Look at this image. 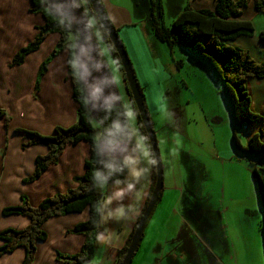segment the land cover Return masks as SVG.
Segmentation results:
<instances>
[{"label":"crops","instance_id":"1","mask_svg":"<svg viewBox=\"0 0 264 264\" xmlns=\"http://www.w3.org/2000/svg\"><path fill=\"white\" fill-rule=\"evenodd\" d=\"M78 1L87 11L89 1ZM101 2L126 49L149 116L166 115L160 131L156 132L163 166L162 196L146 225L132 264H264L261 231L263 210L253 173L254 169H264V160L248 152H240L234 142L235 134L241 146L246 147L250 137L259 133L260 129L253 125L255 128H251L246 140H242L237 133L241 128L234 125L232 111L224 94V103L227 102L231 111L234 133L230 143L225 138H219L224 134H218L215 127L225 123L221 122V116L209 113L195 93L190 98L189 94H181L173 99L169 89L173 79L186 72V60L191 62V66L198 67L209 83L218 88V80L222 82L212 67L179 47L169 49L168 54L165 51L168 45L159 39L158 42L164 45L154 48L159 49L162 55L157 54L155 61L149 53L148 57L144 56L142 32L133 26L130 9L124 5V0ZM72 3L73 0H56L54 6L65 14L63 19L68 20L74 28L80 14L84 15L79 7L80 14L72 15ZM187 3L195 9H213L215 6L214 0H187ZM30 9V0H0V110L6 114L0 119V213L8 223L7 229L13 227L17 230L27 228L30 220L18 215L5 217L2 211L21 204V196H35L33 202L32 198L28 199L36 207L49 197L77 187L74 179L83 175L84 162L90 155V146L86 142L69 145L59 162L50 165L38 180L23 183L34 173L36 158L46 155L48 149L43 145L23 149L26 139L17 130L52 136L56 127L69 128L78 122V104L73 99L68 74V51L62 52L50 63L41 78L39 89H36L41 65L57 47L60 35H49L39 50L28 55L22 65L11 66L15 55L34 39L38 34L37 28L45 24L43 16L32 14ZM256 13L254 3H251L241 20L250 21ZM89 22L92 36L99 41L105 61H96V56L90 59L91 53H84L83 79L88 99L91 93V98L97 104L100 100L104 101L101 109L119 103L126 110L132 108L134 117L131 124L138 128V137L134 133L136 149H132L137 154L136 166L128 162L126 181L107 184V191L101 192L104 195L103 234L96 245L92 264H115L128 247L150 199L154 163L127 89L124 72L110 51L98 21L89 16ZM70 41L73 43L71 37ZM231 44L249 49L256 60L264 61V42L258 36L240 37ZM176 52H179V56ZM250 83L253 107L264 115V79H252ZM194 104L200 107L202 122L195 112H187ZM180 115L183 118L187 115L186 120L179 122ZM185 122H194V125L188 127L183 124ZM93 125L97 129L94 120ZM9 138L12 142L17 141L12 143L14 152H9ZM103 149L104 146L102 153ZM26 163L28 167H24ZM133 168L135 171L131 175ZM12 173L24 185V191L18 194L15 201L7 203L11 191L7 181ZM87 219L88 213L85 211L48 220L43 226L48 238L44 242H37L34 264H58L57 253H79L85 236L70 231ZM3 230L4 227L0 228V232ZM2 245L0 240V247ZM25 256V249L18 248L13 253L1 256L0 264H22Z\"/></svg>","mask_w":264,"mask_h":264},{"label":"trees","instance_id":"2","mask_svg":"<svg viewBox=\"0 0 264 264\" xmlns=\"http://www.w3.org/2000/svg\"><path fill=\"white\" fill-rule=\"evenodd\" d=\"M99 1L101 2V0ZM214 1L215 6L213 9H195L187 4L175 18L170 28H167L163 22L158 21L155 15V3L152 2L153 30L156 37L167 44L171 50L174 47L188 49L197 58L212 67L224 84V94L231 108L233 122L236 127L246 128L249 125L262 124L259 133L250 137L246 147L241 146L235 134L234 142L240 152H248L264 160V115L254 110L250 83L252 79H264V61L256 60L249 50L231 44L240 37H255L253 23L241 20V18L251 3H254L257 13H264V0ZM30 3V12L42 15L45 24L37 28L38 34L34 39L15 55L11 66L22 65L28 55L39 50L49 35H60L57 47L41 65L36 89H39L41 78L46 74L50 63L62 52L68 51V74L72 83L73 99L78 104V122L69 128L56 127L52 136H44L38 132L28 130H17L26 139V142L22 145L23 149L37 145H43L48 149L46 155L36 158L34 173L30 178L23 180V183H33L38 180L50 165H56L59 162L65 148L69 145L76 146L81 142H86L90 146V155L84 162L83 175L74 179L77 187L49 197L36 207L30 204L28 197L21 196V204L5 208L2 211V215L5 217L12 215L24 216L30 220V225L23 230L8 228L0 232V240L3 242L0 247V257L4 254L13 253L18 248H23L26 251V256L22 264H34L37 254V242H44L48 238L46 231L43 229L44 224L52 218L82 214L87 211V221L79 223L70 231L72 234L85 236L81 251L73 255L57 253L56 262L58 264H91L95 258L96 245L103 234L101 222L104 195L98 193L96 187L100 184L124 183L129 171V165L125 160L105 157L102 153V147H116L126 144L135 150L134 132L129 125V116L122 103L102 109L96 118L98 127L97 129L94 127L87 102V88L84 79L77 73L75 66L76 48L74 43L70 41V35L74 33L72 24L68 20L60 22L48 8L45 0H30ZM77 5L85 17L87 31L92 35L89 15L78 0ZM101 5L104 8L102 2ZM158 10L159 18L162 19L163 7L161 0H159ZM95 19L98 21L96 17ZM102 31L110 51L116 58L115 49L108 40L105 31L103 29ZM258 38L264 42V31L260 33ZM75 40H79L76 32ZM118 62L120 64V61ZM140 91L145 108L148 111L141 88ZM5 115V112L0 110V119ZM136 115L154 163L152 194L156 184L155 161L138 112H136ZM253 173L263 210L261 231L264 243V169H260V171L254 169ZM161 196L162 192L159 201ZM146 207L147 205L141 216ZM128 247L122 251L121 258L115 264H121Z\"/></svg>","mask_w":264,"mask_h":264},{"label":"rangeland","instance_id":"3","mask_svg":"<svg viewBox=\"0 0 264 264\" xmlns=\"http://www.w3.org/2000/svg\"><path fill=\"white\" fill-rule=\"evenodd\" d=\"M46 1V0H45ZM56 0H47L48 8L54 13L55 11L57 12L54 14L58 18L60 22H62L63 17L65 14L57 11L55 9L54 3ZM77 0H73V7L74 9L71 11L72 15H77L80 14V10L77 6L76 3ZM152 2L155 3V15L157 16V19L159 22H163L164 25L167 28H170L172 23L175 21V18L178 16V14L183 10V8L188 4L187 0H161V4L163 7V18H159V0H124V5L130 9L131 12V19L133 20V26L138 27L141 32H142V37H143V44H144V50H143V55L148 57V53L151 56V59L154 61L157 59V54L158 56H161L162 53L159 49L154 48L155 46L161 45L163 46L164 44H160L158 41V38L156 37L154 30H153V19H152ZM82 11V10H81ZM88 11V12H87ZM87 13L90 17L94 18V15L90 13L89 8H87ZM85 13V12H84ZM251 12L248 13L250 15ZM62 14V15H61ZM255 28V36H259L262 31H264V13H256L254 16H252L250 20ZM13 27V25H11ZM74 33L70 35V37L73 40L74 46L76 48L75 51V66L77 73L84 78V53L94 55L96 56V61H105V56L102 51V48L99 45V41L92 36L88 31H87V23L85 20V17L80 14V18H78L74 22ZM75 32L79 36V40H75ZM119 34V33H118ZM108 38V36H107ZM109 40V38H108ZM137 41H139L136 38ZM110 41V40H109ZM163 43V42H162ZM155 44V45H154ZM166 47V46H165ZM170 48L166 47L165 51L168 53ZM179 49L183 51H187L188 53H192L190 50L185 49V48H180ZM178 49V50H179ZM171 50V49H170ZM249 50V49H248ZM180 51V50H179ZM170 53V52H169ZM168 53V54H169ZM116 54V59L120 61L119 55L115 51ZM176 55L179 56V52H176ZM87 58V57H86ZM180 58V57H178ZM94 59V58H93ZM177 60V58H175ZM187 63V66L185 67L184 71H186L183 75H181L178 78H174L173 81L169 85V89L172 92V98L177 99L180 97L181 94H189L188 98H190L194 93L196 94L197 98L200 97L199 102H202L208 110L209 113L214 114L215 116H221L220 120L221 122L225 121V123L218 125L215 127V130L217 131L218 134H224L223 137L219 138H225L227 143H230L232 134L234 133V127L231 121V111L230 108L225 101L224 97V84L220 83L218 80V88H215L214 85H211L209 83V79L206 78V76L198 69V67H193L191 66V62H188L187 60L185 61ZM93 65V63H92ZM121 65V61H120ZM122 67V66H121ZM169 70V69H168ZM106 72V71H104ZM171 74L172 71H170ZM109 75H104V77H108ZM201 100V101H200ZM89 108H90V114L92 116V119L94 120V124L98 127V123L96 121V118L99 114V112L102 110V106L104 105V101L100 100L98 104L96 101L91 98V93H90V98L87 100ZM254 110L255 106H254ZM128 115H129V120H130V126L133 129L134 133L137 135V129L131 124L134 113L133 109L128 107ZM187 112L191 114L192 112H195V115L200 117V122H202L203 117L202 113L200 111V107L197 104H194L192 107H190ZM185 111V114L187 113ZM166 115H157V116H151L152 124L154 126L155 133L160 131V126L164 120ZM187 115L184 116L186 118ZM230 116V119H229ZM181 119H179V122H182L186 119L183 118L182 115H180ZM230 122V124H229ZM184 125H189L193 126L194 122L191 124H187V122L183 123ZM232 125V126H231ZM262 124H256V126L260 129ZM143 126V125H142ZM247 128H249L247 130ZM251 128H255L252 126H248L246 128H241L238 129V134L240 135V138L242 140H246L247 138V133L251 130ZM231 131V132H230ZM40 133V132H39ZM227 133V137H225ZM43 134V133H41ZM9 152L12 151L14 152V146L12 143H16L17 141H11L9 138ZM221 143L223 142L222 140L220 141ZM103 155L105 157H111V156H118L122 159H124L127 163L131 162L136 166L135 163V158L137 157V154L134 153V151L126 144H123L122 146H119L117 148H112L108 146H104L103 149ZM29 164H24V167H28ZM134 168L131 169V175L134 173ZM9 180L7 181V187L11 190L8 194V197H10L7 201V203H11L12 201H15L16 197L18 196L21 191H24V185L21 183V181H18V178L15 174L12 173V175L9 176ZM254 183L255 187L257 190V195H258V186L256 179L254 177ZM107 184H100L96 187V191L98 193L101 192H106L107 190ZM29 189V187H28ZM102 190V191H101ZM26 195V194H24ZM29 199L32 198V202L35 201L36 197H32L31 195H26ZM259 199V196H258ZM10 207V206H9ZM6 219L1 216L0 213V228L4 227V230L7 229L8 223L5 222ZM18 223V222H17ZM8 228H13V227H8ZM100 249L102 246H99ZM93 262V261H92ZM92 264V263H91Z\"/></svg>","mask_w":264,"mask_h":264},{"label":"water","instance_id":"4","mask_svg":"<svg viewBox=\"0 0 264 264\" xmlns=\"http://www.w3.org/2000/svg\"><path fill=\"white\" fill-rule=\"evenodd\" d=\"M90 5V13L94 15L100 27L107 34L113 48L119 55L121 66L125 75V81L127 84V89L129 94L131 95L132 103L135 106V111L138 112L140 121L143 125L144 131L146 132L147 138L149 140L152 154L155 161V173H156V184L155 188L150 196V199L147 203V207L136 224L131 243L127 249L124 259L121 264H132L133 258L136 254L138 246L140 244L142 235L144 234L146 225L154 212L155 207L158 204L160 194L163 189V166L160 156V151L158 147V141L156 137V133L153 128V124L151 118L149 116L148 111L145 108L140 86L138 84L136 75L134 73L131 61L128 57L126 49L119 37L117 29L112 25L109 20L104 8L101 5L99 0H88ZM94 55H90V59H93Z\"/></svg>","mask_w":264,"mask_h":264}]
</instances>
